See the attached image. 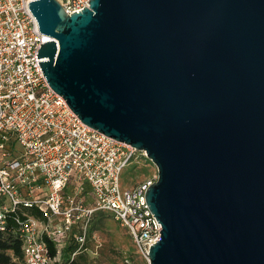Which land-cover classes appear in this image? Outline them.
<instances>
[{
    "label": "water",
    "instance_id": "obj_1",
    "mask_svg": "<svg viewBox=\"0 0 264 264\" xmlns=\"http://www.w3.org/2000/svg\"><path fill=\"white\" fill-rule=\"evenodd\" d=\"M30 0L51 88L145 151L150 264H264V0Z\"/></svg>",
    "mask_w": 264,
    "mask_h": 264
},
{
    "label": "built area",
    "instance_id": "obj_2",
    "mask_svg": "<svg viewBox=\"0 0 264 264\" xmlns=\"http://www.w3.org/2000/svg\"><path fill=\"white\" fill-rule=\"evenodd\" d=\"M29 1L0 0V232L13 223L23 264H62L70 246L76 249L68 259L77 256L89 222L103 212L131 235L134 254L123 264H150L162 225L145 193L158 171L124 183L125 169L151 162L146 152L87 126L51 88L37 52L55 39L39 31ZM57 1L68 15L90 8L89 0Z\"/></svg>",
    "mask_w": 264,
    "mask_h": 264
},
{
    "label": "rangeland",
    "instance_id": "obj_3",
    "mask_svg": "<svg viewBox=\"0 0 264 264\" xmlns=\"http://www.w3.org/2000/svg\"><path fill=\"white\" fill-rule=\"evenodd\" d=\"M157 168L152 162L141 161L123 172V181L134 185L152 176ZM89 186L85 191L89 192ZM134 254V245L128 230L109 214L98 212L89 222L85 244L75 258L80 264H123L124 257ZM67 250L61 256V263L70 258Z\"/></svg>",
    "mask_w": 264,
    "mask_h": 264
},
{
    "label": "trees",
    "instance_id": "obj_4",
    "mask_svg": "<svg viewBox=\"0 0 264 264\" xmlns=\"http://www.w3.org/2000/svg\"><path fill=\"white\" fill-rule=\"evenodd\" d=\"M32 215L37 218H42L41 213L37 209L30 211ZM15 226L10 221L8 224V230L6 232H0V264H23V252L22 243L17 235L13 233ZM49 244V253L51 257L56 256V248L52 242L47 241ZM76 248L70 246L68 248L69 253L73 252ZM62 264H80L77 258L73 260L67 259Z\"/></svg>",
    "mask_w": 264,
    "mask_h": 264
}]
</instances>
